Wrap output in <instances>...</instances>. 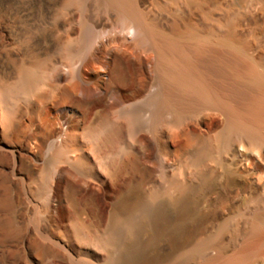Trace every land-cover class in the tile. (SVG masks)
<instances>
[{
	"label": "rangeland",
	"instance_id": "rangeland-1",
	"mask_svg": "<svg viewBox=\"0 0 264 264\" xmlns=\"http://www.w3.org/2000/svg\"><path fill=\"white\" fill-rule=\"evenodd\" d=\"M172 1L137 4L187 48L199 45L207 85L247 118L255 93L234 87L251 84L250 66L264 69V0ZM85 36L91 47L64 67L75 75H61L54 59ZM133 39L99 0H0V85L45 63L32 90L8 102L9 123L0 108V264H264V141L225 140L226 111L203 101L180 120L173 107L154 132L161 59ZM64 104L79 114L61 126L51 107ZM107 124L121 137L106 138ZM41 129L59 134L25 147Z\"/></svg>",
	"mask_w": 264,
	"mask_h": 264
},
{
	"label": "bare ground",
	"instance_id": "bare-ground-1",
	"mask_svg": "<svg viewBox=\"0 0 264 264\" xmlns=\"http://www.w3.org/2000/svg\"><path fill=\"white\" fill-rule=\"evenodd\" d=\"M81 1V0H78ZM101 4L108 8L117 10L120 18L127 24L130 33L134 34V44L139 49L144 50L155 49L160 56L159 67L162 71L160 77L161 87L159 91L152 97V103L155 105V110L152 112L150 118V127L155 132L159 126L164 122L165 114L173 107L176 111V119L180 120L183 117L185 108L199 101L208 104L217 103L221 105L227 114V125L222 133V137L228 140L235 135H243L248 137L251 141H264V69L256 65L249 67V74L251 84L249 86L234 87L238 93L254 92V102L250 107L248 117H243L239 109L233 107L226 99L214 95L213 91L207 85L206 79L198 70L197 59L192 50L198 49V46L187 48L183 41L180 32L173 34L167 33L159 29L140 9L137 0H99ZM173 5L178 4L177 0L172 1ZM89 26V24H88ZM90 27V26H89ZM193 34H196L193 32ZM89 36H85L80 46L72 47L66 45L63 56L55 58V65H58L59 72L62 74H74L73 72H66L65 66L72 67L75 58L83 56L88 47H91V40ZM123 39L129 40L128 35H123ZM224 42L231 43V39L224 38ZM204 41V40H203ZM93 43V42H92ZM235 44L234 42L232 45ZM235 46V45H233ZM233 50L240 49L232 47ZM235 51V50H234ZM233 52V51H232ZM239 52V51H238ZM136 53V52H135ZM138 53V52H137ZM141 53V52H140ZM234 53V52H233ZM237 52H235L236 54ZM139 54V53H138ZM45 68V63L37 62L34 67L23 68L21 76L17 83L13 85H0V108L1 114L6 122L10 121L9 112L6 113V107L9 101L17 99L23 94H28L34 84L36 76L40 74ZM217 70H222L216 67ZM82 70L76 73L79 79V88L82 90L83 83L86 79ZM75 75V74H74ZM107 74H103L101 84L107 82ZM121 81H126L125 73L118 77ZM110 83V82H109ZM233 88V89H234ZM109 93H114V87L110 84ZM62 97H67L68 92L64 90L59 93ZM52 109L61 110L62 115L59 117V124L65 126L71 120V117L79 114L78 107L75 105H59L51 107ZM248 110V109H247ZM59 116V115H58ZM106 138H120V132L115 126H108L107 124ZM138 128L137 122H129V130L135 131ZM59 130H53L50 133L37 131L29 136L25 142V147H30L32 150H39L45 145V138H57ZM99 135L96 132L94 136ZM258 221V220H257ZM255 221L254 230H259V223ZM259 224V225H258ZM232 260L228 259L222 264H232Z\"/></svg>",
	"mask_w": 264,
	"mask_h": 264
}]
</instances>
